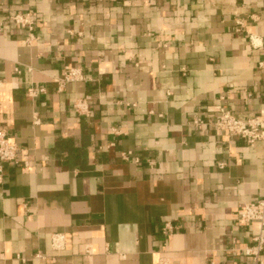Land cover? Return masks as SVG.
Instances as JSON below:
<instances>
[{"label": "crops", "instance_id": "obj_1", "mask_svg": "<svg viewBox=\"0 0 264 264\" xmlns=\"http://www.w3.org/2000/svg\"><path fill=\"white\" fill-rule=\"evenodd\" d=\"M28 10L31 46L10 21ZM0 26V125L19 150L0 264L247 261L232 240L258 232L238 212L264 197V141L191 121L222 96L243 120L264 112V0H0ZM66 66L88 81L60 92Z\"/></svg>", "mask_w": 264, "mask_h": 264}, {"label": "built area", "instance_id": "obj_2", "mask_svg": "<svg viewBox=\"0 0 264 264\" xmlns=\"http://www.w3.org/2000/svg\"><path fill=\"white\" fill-rule=\"evenodd\" d=\"M10 21L17 27L28 31L25 40L28 46H31L38 39L34 34L36 27V13L34 10L13 14L10 16ZM238 24L240 27H243L242 23L239 22ZM2 31L3 27L0 26V33ZM249 39L253 47L262 45L261 43H257V39L253 35H249ZM260 67H264V62L260 63ZM55 81L61 92L68 84L85 82L88 81V78L81 67L66 66L63 76L57 78ZM40 91L45 92V89L42 88ZM27 94L31 97H36L37 91L31 87L28 89ZM226 99L225 96H222L220 98L221 103L207 107V117L205 119L194 117L191 121V126L199 133L203 132L205 127L211 126L218 132L226 134L231 139L238 138L242 140L250 147H254L260 141H264V112L247 120H243L223 104ZM74 110L81 116L88 115L90 110L87 98L79 99L74 105ZM18 151L17 145L10 140L8 131L0 125V184L4 181V163L15 161L18 157ZM122 158L123 160H129L131 153H123ZM219 166L220 168H224L225 164L221 163ZM238 220L243 226L257 224L258 232L251 237V244L243 248H238V239L234 238L232 240L231 250L233 252L238 251L247 258V261L237 262L235 264H264V197L246 203L238 212ZM63 240V237L60 235L55 236L53 238L54 248L62 249Z\"/></svg>", "mask_w": 264, "mask_h": 264}]
</instances>
